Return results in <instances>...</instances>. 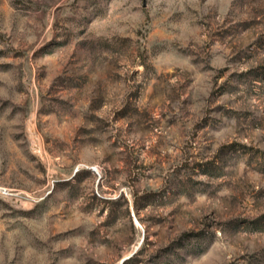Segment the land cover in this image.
<instances>
[{"label": "rangeland", "instance_id": "1", "mask_svg": "<svg viewBox=\"0 0 264 264\" xmlns=\"http://www.w3.org/2000/svg\"><path fill=\"white\" fill-rule=\"evenodd\" d=\"M0 264H264V0H0Z\"/></svg>", "mask_w": 264, "mask_h": 264}]
</instances>
